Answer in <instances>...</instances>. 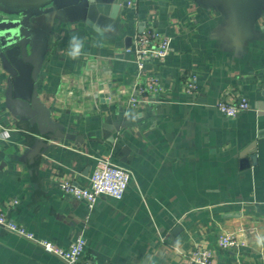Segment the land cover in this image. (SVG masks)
Masks as SVG:
<instances>
[{
	"label": "crops",
	"instance_id": "obj_1",
	"mask_svg": "<svg viewBox=\"0 0 264 264\" xmlns=\"http://www.w3.org/2000/svg\"><path fill=\"white\" fill-rule=\"evenodd\" d=\"M127 1L108 25L86 2L23 21L34 118L0 51V209L35 237L0 225V264H67L37 241L67 247L79 235L78 264H188L198 246L217 264H264V0ZM148 28L171 38L165 60L142 71L164 90L132 108L141 76L127 48ZM240 96L250 108L238 116L217 108ZM101 156L132 177L122 199L90 208L61 182L88 186ZM224 232L245 245L221 248Z\"/></svg>",
	"mask_w": 264,
	"mask_h": 264
},
{
	"label": "built area",
	"instance_id": "obj_2",
	"mask_svg": "<svg viewBox=\"0 0 264 264\" xmlns=\"http://www.w3.org/2000/svg\"><path fill=\"white\" fill-rule=\"evenodd\" d=\"M170 49L171 38L157 30L148 28L135 35L134 44L129 46L127 51L135 54L141 77L129 97V106L139 108L144 103L153 102V95L163 92L164 88L160 78L154 74L145 76L142 71L150 61L163 62ZM188 88L192 93L196 86L190 82ZM216 105L223 114L234 118L250 108V101L246 96H240L234 102L220 100ZM131 177V172L126 167L114 163L109 156H101L96 160L95 167L89 177L90 184L88 186L79 185L71 180H64L61 182V189L65 194L86 202L92 208L102 195L122 199ZM0 225L28 239L35 240L31 232L14 222L2 209H0ZM37 242L46 251L59 256L67 264H78L81 253L87 245L83 235L77 236L67 247L58 246L49 240ZM218 245L221 248L229 249L245 245V242L239 240L233 233L224 232L218 238ZM187 262L188 264H217L213 259V251L204 246H198L191 250L187 255Z\"/></svg>",
	"mask_w": 264,
	"mask_h": 264
},
{
	"label": "water",
	"instance_id": "obj_3",
	"mask_svg": "<svg viewBox=\"0 0 264 264\" xmlns=\"http://www.w3.org/2000/svg\"><path fill=\"white\" fill-rule=\"evenodd\" d=\"M67 2H86L89 17L103 18L106 20L104 21L106 25L117 17L121 5L128 4L127 0H0V51L16 71L13 79V93L17 104L22 106L23 117L36 116L35 111L25 106L33 99L34 64L25 56L23 21L32 14L60 7ZM55 135L77 142L84 141L81 135L65 134L60 130H57Z\"/></svg>",
	"mask_w": 264,
	"mask_h": 264
},
{
	"label": "clouds",
	"instance_id": "obj_4",
	"mask_svg": "<svg viewBox=\"0 0 264 264\" xmlns=\"http://www.w3.org/2000/svg\"><path fill=\"white\" fill-rule=\"evenodd\" d=\"M82 47L81 42L76 38H72V52L70 53L73 57L79 55L80 49Z\"/></svg>",
	"mask_w": 264,
	"mask_h": 264
}]
</instances>
